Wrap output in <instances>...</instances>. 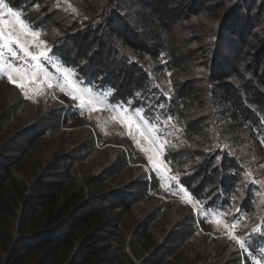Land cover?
<instances>
[{"label":"trees","instance_id":"16d2710c","mask_svg":"<svg viewBox=\"0 0 264 264\" xmlns=\"http://www.w3.org/2000/svg\"><path fill=\"white\" fill-rule=\"evenodd\" d=\"M217 1L5 0L78 82L161 128L176 182L201 210L233 221L261 197L242 161L264 156V100H247L217 70L250 67L241 89L264 81V44L249 17L264 0ZM108 49L126 74L107 64ZM246 49L247 63L238 59ZM197 87L204 91L193 98ZM54 106L23 96L0 73V264H242V256L264 264V213L258 227L237 232L244 251L205 241L190 205L154 201L158 179L133 172L121 149L72 143ZM194 152L200 163L189 159Z\"/></svg>","mask_w":264,"mask_h":264},{"label":"rangeland","instance_id":"374dc122","mask_svg":"<svg viewBox=\"0 0 264 264\" xmlns=\"http://www.w3.org/2000/svg\"><path fill=\"white\" fill-rule=\"evenodd\" d=\"M193 1L195 0H192V2ZM221 1L222 3H224L223 0H220V2ZM171 2H183V0H171ZM247 2H242V4L246 5ZM251 3L257 4L256 0H251ZM168 4L169 3L166 2V5ZM197 6V3L194 4V8H197ZM151 9H154V5L151 6ZM250 11H252V14H249V17H252L251 21L255 20L256 22V24H254V31H256L257 33L254 37L259 39V45L261 44L262 46V44H264V7H260L256 12L254 9H251ZM207 13H209V11H207L205 14ZM253 13H257V15L254 16ZM167 18L171 17L168 16ZM241 18L243 19L244 16H241ZM177 21L181 24V20H179V18L175 19V23ZM12 30L19 32V25H14ZM31 30L36 31L33 29ZM96 30L99 31V26H97ZM42 36L43 35L40 34L39 37H36L35 39L30 35L22 36V39L28 42L27 47L29 52L35 53L37 51L43 50L48 53L46 58L41 57L40 63L42 65V68L40 70L35 69V62L31 61L30 57H24L23 52H21L15 44L12 45V48L17 53L16 57H13L11 53L7 51V49H4V61L6 64L13 63L16 64V66L18 67L27 68L30 70V73L31 71H37V76L35 80L27 81L24 89H21L17 87L16 84L12 83L15 87L20 90L21 94L25 96L24 92L27 91L29 97H31V100L40 101L41 104L46 102L54 104V109L57 107V109L55 110H58L59 106L61 118L66 115L65 119H63L67 124H70L68 126L61 127L65 131V135L71 139L72 143L85 147L87 146V144H89L90 140H92L97 147L109 146L112 147L114 152L116 150L121 149L124 152V159L127 160L128 164L131 165L132 169H135L132 170L133 172L136 173L137 169H139V173L144 172V175L148 179L149 183L152 177L158 179L156 188L149 192L153 195L154 201H170V203H173L172 205L174 206H176L177 202H180L182 205L188 204L192 207V211L195 216V224L198 228L197 232L199 235H203L202 237H204L205 241L215 239L214 241H221L222 246L226 245V248L229 247L231 250L237 248V250L241 249L244 251L245 248L242 249L239 243H237V240L243 241L242 238L237 235V232L242 229L246 230L250 227H258L261 222V217L264 213V159L262 158L263 154H253L249 156L247 160L242 161L247 166V171L252 177H255V180L260 185L261 197L254 211L249 212V214L245 215L243 217V220L238 219L231 221L228 218L224 217L222 212H219L217 210H201L199 205H197L192 200L190 193L187 192V190L178 182H176L175 174H173V172L171 171L168 160L165 159V154L168 152L167 145L169 144V140L164 135V133H161V128L154 124H150L143 117V114L140 110L131 109L128 106L118 103H110L107 98L106 89H97L87 84L78 82L75 78L74 72L70 68L60 63L53 55L49 53L48 43ZM87 39L88 41L91 40L89 38ZM39 41H43L44 43L38 49L36 47V44ZM94 42V40H91L89 43L90 46L94 45ZM0 45H2V41H0ZM225 47L227 48L228 44H224L223 47L220 48L224 49ZM93 50L97 51L95 46L93 47ZM101 54L104 57H108L109 55V60L112 58L111 63L108 60L107 64L112 66L113 71H115L116 73L118 71L120 74H126V72L124 71L125 67L121 66L116 51L114 52L108 49L106 51H102ZM227 55L225 54V56ZM250 55L251 54H249V50L246 49L238 53V59L247 63V57H249ZM240 65V69L236 71H233L229 67H225L223 65L219 67L217 71L222 76L221 80H232L234 87L239 89L240 93L243 92L242 95H244L247 100L250 96L264 100L263 80H261V82L258 81L253 85H248L244 89L240 88V84H242V75L246 74V72H248L250 68H244L242 67V64ZM92 66L97 67V65L95 64H93ZM45 70L47 72V79L45 78ZM65 70H67L68 77L73 82L72 85H68L67 81H65L64 79ZM0 73L4 74L5 80L11 83L8 80L5 71L0 70ZM259 76L260 78L264 79V76H262V74H260ZM16 79L17 82H19V78L17 77ZM49 84H51V87H49ZM62 87L65 88V91H61ZM73 87L76 88V95H80V92L84 89H91V96L95 97L99 101V103L94 106H88L81 109L80 101L72 99ZM212 90L215 94L214 96L218 97L220 91L214 88H212ZM203 91L204 90H201L200 87H197V91L194 92L193 98H197L198 96L202 95ZM233 92V98H229L228 100L236 101L237 96L235 95V91ZM84 99L85 103H87V93L85 94ZM125 109L127 111H125ZM68 112H70V114H68ZM129 116L132 117L131 124H129V122L125 119V117ZM49 118V122H51L52 116ZM49 122L47 125L44 122V124L46 125V129H49L51 127ZM244 130H247V128L243 126V133L245 132ZM246 136L249 137L248 134ZM149 137H151V142L149 140ZM145 149H148V151H145ZM149 156H152L153 160L156 161L157 167H153V163L149 160ZM131 158H134L136 160L131 161ZM189 159H192L194 162L199 163L202 160L201 155H199L198 152H194L193 155L189 157ZM117 164L118 163L116 162L115 166L120 167V165ZM198 176V178H201V171H199ZM134 188L136 189V187ZM180 189H183L184 191L181 192ZM185 192L187 193V195H185ZM214 218L217 220L216 223L212 222ZM233 224L236 226L232 227L231 225ZM233 237H235V239ZM195 241L202 240L198 239ZM226 241H228V243ZM246 245L247 244L245 242V246ZM249 260L251 264H254V262L255 264H263L257 258L254 259L253 257H250ZM241 263L245 264L243 256L241 259Z\"/></svg>","mask_w":264,"mask_h":264},{"label":"snow or ice","instance_id":"6c2138e0","mask_svg":"<svg viewBox=\"0 0 264 264\" xmlns=\"http://www.w3.org/2000/svg\"><path fill=\"white\" fill-rule=\"evenodd\" d=\"M14 25H19V32L12 30ZM23 35H30L35 39L36 37H39L40 33L32 31L28 27V25L24 23V21L21 19V13L19 11L14 10L13 7H10L9 4L5 2V0H0V41H2V45H0V70L5 71L8 80L11 83L16 84V86L21 89L25 88V84L27 81L35 80L37 71H31L30 73V70L27 68L18 67L13 63L6 64L4 61V49H7V51L10 52L13 57H16L17 53L12 48V45L15 44L20 49V51L23 52L24 57H30L31 61L35 62L34 67L37 70H40L42 68V65L40 63L41 57L46 58L48 55V53L43 50L37 51L35 53L29 52L27 47L28 42L22 39ZM43 43V41H39L36 44V47L39 49ZM169 75H171V73H169ZM17 77L19 78V82H17ZM45 78L47 79L46 70ZM64 79L65 81H67L68 85H72L73 82L69 79L67 70H65ZM49 87H51V84H49ZM61 91H65V88L62 87ZM72 91V99L80 101L81 109L88 106H94L99 103V101L95 97L91 96V89L82 90L80 92V95L75 94V87H73ZM86 93L88 94L87 103H85L84 99ZM24 95L31 99L27 91L24 92ZM161 107H163V105H161ZM125 111L127 110L125 109ZM125 119L129 122V124H131L132 117H125ZM149 140L151 142V137H149ZM145 151H148V149H145ZM149 160L152 161L153 167H157L156 161L153 160L152 156H149ZM180 191L183 192L184 190L180 189ZM185 195H187L186 192ZM212 222L216 223L217 220L214 218ZM231 226L235 227L236 225L233 224ZM233 238L235 239V237ZM237 243H239L242 249L245 248L244 241L237 240ZM249 247H251V245H249ZM261 251L264 252V249H261Z\"/></svg>","mask_w":264,"mask_h":264}]
</instances>
